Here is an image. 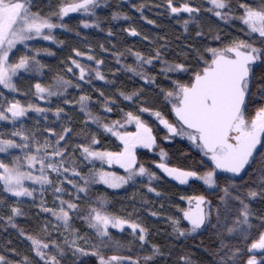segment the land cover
<instances>
[{"label": "snow or ice", "instance_id": "1", "mask_svg": "<svg viewBox=\"0 0 264 264\" xmlns=\"http://www.w3.org/2000/svg\"><path fill=\"white\" fill-rule=\"evenodd\" d=\"M208 3L207 11L215 17L227 22L238 21L247 39L234 37L218 47L206 44L197 47L188 43L184 45L185 51L170 60L165 56L170 45L167 36L144 35L143 40L153 45L149 54L132 52L131 49L113 53L118 64L125 54L134 56L135 65L123 64L122 68L139 77L142 85L131 91L118 88L112 95H105L97 89L102 98L98 101L102 110L112 113L115 107L120 113L116 120L106 121L104 116L94 112L89 106L91 97L84 94L81 87L82 82L91 84L93 77L115 84L101 72L103 59L91 54V44L85 51L73 47L75 58L72 55L67 57L69 66L65 71L75 77L77 71L74 69L78 70V82L57 73L51 84L37 80L32 85L34 92L31 95L49 103L53 97L66 96L69 87L81 89L78 100L64 99L63 103L65 106L78 105L84 116L82 126L76 130L71 117H68L58 130L54 126L30 128L21 123L29 112L43 117L44 121L48 120L50 112L57 119L66 113L59 105L42 107L30 100L22 102L16 99L15 94H20L17 81L26 74H43L48 65L42 63L38 55L51 56L54 53L49 48L34 46L33 42L41 38L63 44L64 41L53 35V30L68 29L63 21L70 13L89 14L91 19L80 21L83 27L100 28L96 15L99 0H59L56 8L48 13L33 10V0H0V87L9 93L5 95L0 91V122L11 125L10 130L0 131V153L8 157L0 158V221L5 229L10 227L21 240L28 242L31 250V257L21 256L15 248L5 245L0 250V264H87L85 258L90 256L98 264H154L156 259L166 256L161 246L154 243L150 244V250L145 251V246L149 245V229L140 220L139 209L133 207L132 212L126 215L109 212V202L103 194L96 196L86 208L79 203L82 198L91 199V186L96 183L119 189L145 177L148 183L144 187L148 193L156 197L166 196L154 186L160 180L157 172L137 159L138 146L149 150L159 147L153 128L142 118L145 115L163 126L167 133L164 140L186 138L201 157L196 165H175L170 162L165 149L160 148L159 162H152L155 167L180 185L197 181L207 191L219 193L214 197L215 204L204 194L181 196L180 199L187 202L185 208L177 206L182 217H168L173 238L178 242L194 239L211 229L218 240L216 248L210 252L205 249L212 257L211 264H237L241 249L231 240L245 242L248 250L245 264H264V255H260L264 253V215H257L252 207L257 200L264 203V72L259 76L256 74L257 67L264 66V0H260L259 7H253L247 0H238L235 9L232 0H208ZM165 6L170 14H188L182 22L185 33L193 25L197 29L193 39L204 36L198 19L202 11L199 6L191 0H184L179 7L174 5V0H165ZM132 7L148 24H156L155 20L143 16V3ZM236 10L240 15L234 14ZM120 15L126 14L113 12L112 19ZM125 31L133 36L141 35L135 27ZM208 31L211 33L212 28L209 27ZM108 32L111 34V29ZM211 39L221 42L222 36L217 32ZM99 47L104 52L108 51L103 44ZM20 48L23 52L17 56ZM85 57L95 66L81 63L80 58ZM157 63L159 69H155ZM149 67L154 71H149ZM120 70L115 69L113 75ZM157 73L164 78L163 81L158 79ZM164 83L169 86L163 87ZM150 90H155L156 95H149ZM121 102H126L130 110L119 108ZM162 107L168 109L173 120L167 118ZM39 123L37 119L36 124ZM90 126L115 137L119 141L116 145L119 150L103 147L97 132L90 131ZM129 126H134L135 130H126ZM12 150H18L22 155H13ZM97 161L100 168H90L86 174L80 171L81 164H95ZM104 164L119 165L125 174L108 171ZM26 181H31L32 186H26ZM65 185L72 191H68ZM49 190L54 196L55 207H48L44 200V194ZM65 195L69 198L65 199ZM24 197L32 198L33 203L39 197L38 209L54 218V222L46 219L35 233L18 225L16 218L27 215L18 206ZM12 198H15V203L10 202ZM141 203L147 206L151 202L141 198ZM150 214L159 215L155 211H150ZM74 217L86 225L92 236L87 232L81 233L74 226ZM181 219L187 222L188 227L181 226ZM253 219L258 223L253 224ZM113 229L121 233L130 230L132 239L126 242L117 239ZM254 230L258 233L256 238H253ZM137 243L139 249L134 248ZM125 251L144 254H120ZM108 252L113 254L106 255ZM69 253L70 261L67 259ZM177 264L202 262L194 259L191 252H185Z\"/></svg>", "mask_w": 264, "mask_h": 264}, {"label": "trees", "instance_id": "2", "mask_svg": "<svg viewBox=\"0 0 264 264\" xmlns=\"http://www.w3.org/2000/svg\"><path fill=\"white\" fill-rule=\"evenodd\" d=\"M184 2V0H174V5L179 7V4ZM191 2L199 6L202 11L199 14V21L203 27L204 36L199 39H193L195 37V32L197 31L196 27L193 25L189 26V32L185 33L183 28V20L187 18V13L179 14H170L169 10L165 6V0H99L98 7L96 9V15L99 17L100 28L89 27L84 28L80 23L82 19H91L89 14L84 13H70L67 17L64 18V23L68 25V29L56 28L53 30V35L61 41H64L63 44H58L53 41H43L41 38H36L33 42L36 47H46L51 49L54 55H47L41 53L38 55V59L42 63L48 65L47 68L43 70L42 75L32 74L24 75L23 78L17 81L20 94H18L19 99L24 102L30 100L33 103H39L42 107L55 108L56 106H61L64 108L65 114H62L59 119L53 114L48 113V120L44 121L43 117L37 116V114L29 112L28 117L24 120L31 119L32 116L36 117L40 121L39 125L43 128L48 126H54L58 130L62 123L67 121L68 117H71L73 122V127L76 130H79L82 126V121L84 116L80 113L77 104H71L65 106L63 103L64 99L68 100H78L79 96L82 94L81 89H76L74 87H69L67 95L62 98L53 97L51 102H46L38 100L31 95V92H34L32 85L39 80L43 84H51L53 77L59 73L64 75L66 79H72L74 82H78V70L77 75L74 77L72 74H69L65 71L66 67L69 66L67 57L74 54L72 53V48H79L81 51L87 50V45L91 44L92 52L97 59H103L104 64L101 68V72L105 74L108 81H115V84H109L106 81H100L95 77L92 78V83H81V87L84 94H88L91 97L89 106L97 114L104 116L105 120H116L120 118V113L114 107L112 113H105L98 101H101L102 98L99 96V92L103 91L105 95H112L116 93L117 89H122L124 91H131L134 88L141 87V82L139 77H135L132 73L126 72L123 68V64H132L135 65V58L130 53L125 54L122 57L121 63H117L116 59L113 56V53L124 52L125 49H131L132 52L140 51L149 54V48L153 47L148 41L143 40L144 35L150 37H155L157 34L162 36H167L170 41L168 52L165 53L167 59H175L177 53H182L186 49L184 48L185 44L191 43L195 44L197 47L202 45H208L212 47H218L221 43H227L229 40L234 37H239L247 39L246 35H243L241 31V24L238 21H222L219 18L207 9L210 7L208 0H191ZM233 8L238 0H232ZM243 2V0H239ZM247 2L252 3L253 7H259L260 0H247ZM34 9H39L42 13H48L56 8L59 3V0H33ZM143 3L145 7L142 9L143 16L147 17L150 20H155L156 24H148L146 20L141 17L140 12H137L136 9L132 7L133 4ZM119 12L126 15H120L116 19H112V13ZM235 15H240L239 11L234 12ZM135 27L140 33V36H133L129 32H126L125 29ZM209 27L212 28V32L209 33ZM111 29V34L108 30ZM217 32L222 36L221 42H216L211 39L212 36L216 35ZM79 33V35H77ZM103 44L104 48L108 49L107 52H104L99 45ZM31 55V53H28ZM81 63L88 64L91 63L93 66L94 62H90L87 58H80ZM160 65L157 63L155 69H159ZM115 69H121L116 75H113ZM149 71H154L151 67L148 68ZM264 72V66L257 67L256 74L259 76ZM158 75V79L163 81L164 78ZM163 87H168L166 83L162 84ZM28 93V95H24ZM149 95H156L155 90H150ZM119 108H123L125 111L130 110L129 105L126 102H121L118 105ZM169 120H173L174 117L169 114L167 108L161 109ZM255 106L252 107V114H254ZM147 120L150 126L153 128V134L157 137V144L159 147L164 148L170 157V162L175 165L189 166L199 164L201 157L199 153L193 150L187 143L182 140H175L171 143H165L162 138L165 135V129L162 125H159L154 118H150L145 115L142 117ZM6 122H0V126ZM126 130L134 131V126H129ZM90 131L97 132L98 138L101 141L103 147L108 148L111 151H118L119 148L116 145L119 144V141L115 137H112L111 134L104 133L103 130H97L95 126H90ZM76 143L82 141H74ZM137 159L141 162H144L145 166L150 168L152 171L157 172V175L160 177L159 182L154 184L158 189L164 193V197H156L154 194L148 193L145 189V185L148 183L147 178L137 179L134 184L130 182L129 185H125L119 189H112L107 187L102 183H96L91 186V191L89 196L91 199L82 198L79 203L82 208H86L89 203H92V200L103 194L106 196L109 206L108 211L115 213L117 215H126L128 212H132L133 207L139 209L140 220L143 222L144 226L149 229V235L147 240L149 245L145 246V251L150 250V244H158L161 246L163 251L166 253V256L158 258L155 260L154 264H177L178 259L185 252H191L194 259H198L202 264H211L212 257L208 254L211 250L218 246V240L214 232L209 229L204 231L202 234L195 236L194 239L181 240L177 241L173 238L171 223L168 220L169 216L172 217H182V213L179 212V208H185V201L180 199L181 196L187 195H198L204 194L213 199L219 195V193H211L205 189V187L197 182L191 181L189 185H180L178 183L172 182L168 179L161 171L154 167L153 161L158 162V157L154 154L149 153L143 148L136 149ZM187 156V158H185ZM76 157L79 160V153H76ZM100 168L101 164L97 161L95 164L92 163H83L80 165V171L82 173H88L90 168ZM104 167L108 171L116 172L118 175H124V170H120L116 166H106ZM255 179V177H253ZM68 188V191L72 189L65 185ZM252 186H255L254 184ZM52 194V192L49 190ZM135 195V200L133 199ZM52 197L53 194H52ZM65 199L69 197L65 195ZM141 198L147 199L150 201V205H143L141 203ZM15 203V202H13ZM163 205V207H161ZM27 213L26 216H20L16 218V223L21 227L27 229L30 232H36L46 219L54 222V218L50 215H45L40 212L37 206H29L19 203V205ZM178 206V207H177ZM252 207L256 210L257 215H264V203H260L259 200L252 203ZM150 211L158 212V216H152ZM4 213L7 214V210L4 209ZM136 216L133 215V219ZM74 226L78 228L81 233L87 232L88 235L92 236V233L88 231L86 225L82 221L73 219ZM258 221L253 219V224H257ZM181 226L188 227L187 222L181 219ZM113 235L117 239L122 241L131 240L130 230L124 231L123 233L120 230H112ZM258 233L254 230L253 238H256ZM55 238V234H54ZM94 238V237H93ZM227 239V237H226ZM8 241H11V244H8ZM232 244H235L241 249V254L236 258L237 264H245L248 257V250L245 245V242L239 240H231ZM251 243V240L248 241ZM9 248H15L18 253L23 255H29L31 257V250L29 243L21 240L17 232L10 227L5 229L3 227L2 221H0V250L4 246ZM193 245H196L193 247ZM135 249H139L140 245L137 243L134 245ZM208 250V252L205 251ZM113 253L108 252L106 255H111ZM121 255H143L144 252L125 251L120 253ZM264 255V254H263ZM16 259V257H10ZM71 260V254L69 253L68 258ZM87 264H98L97 260L94 257H88Z\"/></svg>", "mask_w": 264, "mask_h": 264}, {"label": "rangeland", "instance_id": "3", "mask_svg": "<svg viewBox=\"0 0 264 264\" xmlns=\"http://www.w3.org/2000/svg\"><path fill=\"white\" fill-rule=\"evenodd\" d=\"M21 52H23V48H20V51L19 52H17L16 53V55L18 56ZM15 58V57H14ZM0 91H4V93H5V95H9V93H8V90H6V89H3L2 87H0ZM15 98L16 99H19V97H18V94H15ZM19 100H21V98L19 99ZM36 117H34V116H32L31 117V119H28L27 121L26 120H22L21 121V123H23L25 126H27V127H30V128H40V129H42V127L40 126V125H37L36 124ZM17 126H19V125H17ZM10 128H11V125H10V123H5L4 125H3V127L2 126H0V131H8V130H10ZM167 133H166V130H165V135H166ZM164 135V136H165ZM5 138H7V137H5ZM162 140L165 142V143H171V142H173V141H175V140H182V141H184L185 143H187L189 146H190V144H189V142H188V140L186 139V138H181V137H175V138H173V139H170V140H164L163 138H162ZM18 142H19V140H18ZM138 148H143V147H140V146H138L137 147V149ZM143 149H145V148H143ZM159 149L160 148H157V147H155L154 149H152V150H149V149H145V150H147L149 153H151V154H154V155H156L157 157H158V162H159V160H160V157H159ZM194 150V149H193ZM196 151V150H195ZM12 154L13 155H22V153H20L18 150H12ZM0 158H4V159H8V157H6L3 153H0ZM106 166H108V167H110L109 165H107V164H105ZM111 166H116V167H118L120 170H124V169H122L119 165H111ZM154 167H155V165H154ZM156 168V167H155ZM159 170V169H158ZM159 171H161V170H159ZM162 172V171H161ZM38 174V173H37ZM164 174V173H163ZM165 175V174H164ZM166 176V175H165ZM168 178V177H167ZM168 179H170L172 182H175V183H178V182H176V181H174V180H172L171 178H168ZM26 183V186H32V183H31V181H26L25 182ZM199 183H201V182H199ZM179 184V183H178ZM202 184V183H201ZM203 185V184H202ZM37 188L39 187L38 185L36 186ZM11 194H8V196H10ZM44 200L46 201V204H47V206L48 207H55L56 205L54 204V197H52V194L49 192V191H46L45 192V194H44ZM11 203H13V202H16V200H15V198H12L11 199V201H10ZM19 203H21V204H24V205H31V206H37V204H39V197H37V199H36V203H33L32 202V198H28V197H24V198H21L20 199V202ZM185 204H186V207H187V202L185 201ZM258 252H259V250H257ZM264 253H261L260 255H263Z\"/></svg>", "mask_w": 264, "mask_h": 264}]
</instances>
